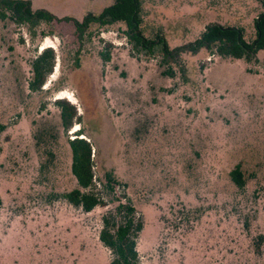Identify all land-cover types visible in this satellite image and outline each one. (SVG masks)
<instances>
[{
    "label": "rangeland",
    "instance_id": "obj_1",
    "mask_svg": "<svg viewBox=\"0 0 264 264\" xmlns=\"http://www.w3.org/2000/svg\"><path fill=\"white\" fill-rule=\"evenodd\" d=\"M261 1L142 0L141 27L170 48L211 22L250 42ZM33 2L56 19L31 30L0 19V264H109L99 231L110 204L85 212L61 197L77 186L68 139L79 127L93 144L96 181L113 173L116 195L142 219L140 264H264V49L250 61L185 52L169 77L158 56L132 52L123 23L93 25L78 41L64 20L112 0ZM44 47L53 70L31 91ZM59 98L76 109L68 130ZM237 165L241 189L230 178Z\"/></svg>",
    "mask_w": 264,
    "mask_h": 264
},
{
    "label": "trees",
    "instance_id": "obj_2",
    "mask_svg": "<svg viewBox=\"0 0 264 264\" xmlns=\"http://www.w3.org/2000/svg\"><path fill=\"white\" fill-rule=\"evenodd\" d=\"M264 7V0L261 1ZM142 0H112L100 13L87 12L81 20L64 17L72 22L78 41H82L85 33L93 25L98 27L121 22L125 25V38L131 44L132 52L159 57L162 73L169 77L175 75V68H181V55L185 52L196 53L200 49L209 50L223 58L253 59L256 53L264 49V12L255 21V38L248 42L243 37L240 28L226 26L217 22L207 24L200 36L192 42L170 48L161 32L154 37L145 35L142 25ZM10 18L16 24L27 25L29 30L40 22L49 23L56 19L55 15L45 8L33 9L30 0H0V19ZM102 61H109V53L99 51ZM55 53L51 47H44L31 63L32 77L28 89L37 91L45 83L46 77L53 70ZM55 104L60 108L62 127L66 130L77 121L76 109L67 100L59 98ZM80 124L81 122L78 121ZM84 129L79 127L75 137L68 139L71 151V172L77 186L61 194V197L75 207L88 212L96 206L110 208L101 217L99 231L100 242L110 251L109 264H140L136 248L137 239L143 228L140 215L131 200L123 193L118 196L115 186L119 184L113 173L106 172L104 180L96 181L93 172L91 154L93 144L84 136ZM230 178L237 188H243L245 180L240 166H235L230 172ZM111 195V200H105L104 195ZM2 204L0 197V206Z\"/></svg>",
    "mask_w": 264,
    "mask_h": 264
},
{
    "label": "crops",
    "instance_id": "obj_3",
    "mask_svg": "<svg viewBox=\"0 0 264 264\" xmlns=\"http://www.w3.org/2000/svg\"><path fill=\"white\" fill-rule=\"evenodd\" d=\"M31 2H33L34 0H30ZM34 3V2H33Z\"/></svg>",
    "mask_w": 264,
    "mask_h": 264
}]
</instances>
